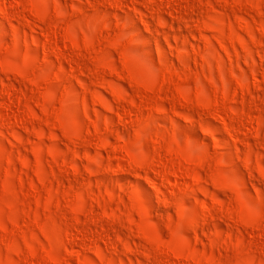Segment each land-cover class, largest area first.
<instances>
[{
	"label": "rangeland",
	"instance_id": "1",
	"mask_svg": "<svg viewBox=\"0 0 264 264\" xmlns=\"http://www.w3.org/2000/svg\"><path fill=\"white\" fill-rule=\"evenodd\" d=\"M14 1L0 13V264H201L168 246L264 264V0H164L179 14ZM169 155L198 182L163 184Z\"/></svg>",
	"mask_w": 264,
	"mask_h": 264
},
{
	"label": "bare ground",
	"instance_id": "2",
	"mask_svg": "<svg viewBox=\"0 0 264 264\" xmlns=\"http://www.w3.org/2000/svg\"><path fill=\"white\" fill-rule=\"evenodd\" d=\"M1 1V0H0ZM3 2H4V0H2ZM2 1L0 2V13H5V9H4V5L2 6ZM21 1V0H20ZM20 1H17V0H15L14 1V4H15V6H17V7H22V8H24L26 5H25V3H23L22 1L20 2ZM123 1V0H122ZM158 1H161V2H163L162 0H158ZM168 1V0H167ZM179 1V0H178ZM108 2H110V4H115L116 2L118 3V1L116 0H109ZM120 2V1H119ZM161 2H160V4H161ZM165 2V1H164ZM2 3V4H1ZM116 3V4H117ZM188 3V2H187ZM164 4V3H163ZM189 4V3H188ZM166 5V6H165ZM164 6L166 7V9H168V11L169 12H176L177 10H176V8L174 9L173 8V6H172V4H170L169 2H165V4H164ZM176 6H177V4H176ZM177 8H179V7H177ZM180 9V8H179ZM182 9V8H181ZM176 13H178L179 14V11L178 12H176ZM177 15V14H176ZM167 21V20H166ZM165 21V22H166ZM146 28V27H145ZM42 44H46L45 42L44 43H42ZM47 45H49V44H46L45 46H47ZM44 46V48H46ZM43 48V46H42V49H44ZM54 51H55V49H54ZM56 51H58V50H56ZM59 52V51H58ZM58 52H55L54 53V55H55V58L57 57V60L59 61V63H60V60L62 59V58H64V57H62L61 59H60V57H61V55H60V57H59V54H57ZM53 54V53H52ZM63 56V55H62ZM63 60V59H62ZM65 60H67V58L65 59ZM64 61V60H63ZM62 62V61H61ZM63 63V62H62ZM15 91H11V90H4V91H2L1 93H2V95H4L5 97H6V99L8 100V105H10V106H12L14 103H16V104H20V103H22V101L23 100H21V99H18V96L17 95H15L16 93H14ZM185 101H188L189 100V97L188 96H184V98H183ZM220 99V98H219ZM198 101H200L199 103H201V104H203V107H205V108H208V110H210V109H212V108H217L218 110H219V108L218 107H223L224 106V103H223V100H217V98H211V97H207L206 99H204V100H202V99H197ZM1 106V105H0ZM5 106V105H4ZM9 107V106H8ZM20 107V106H19ZM25 107H26V105H25ZM10 108V107H9ZM16 109V108H15ZM130 109V108H129ZM10 111H12V110H10ZM25 111V110H24ZM129 111V110H128ZM21 112V111H20ZM24 113V112H23ZM11 117V116H10ZM236 118V117H235ZM7 120V119H6ZM243 120V119H242ZM241 120V121H242ZM239 121V120H238ZM243 122V121H242ZM235 123L237 124L238 122H236L235 121ZM234 123V121H233V117L231 118V122H230V125H225V131H227V132H230L231 130H239L238 128L237 129H235V127L234 126H238V125H234L235 124ZM241 126V128L243 129L244 127H242L243 125L242 124H240ZM239 127V126H238ZM242 129H240V131L242 130ZM170 149V148H169ZM172 153H170V155H171ZM164 155V154H163ZM167 156V160H166V162L164 163V164H162L161 165V167L160 168H156L155 170H153L154 171V173L157 175V176H159V177H157V178H161V180H162V183L163 184H167V185H170V186H174V185H176L177 184V181L176 180H181V181H183L184 183H186V185H187V181H186V179H192V181L191 182H198V178L193 174V170L190 172L188 169H186L185 167L184 168H182L181 167V165H182V163H181V161H180V163H181V165H180V163H179V161L177 160V159H175L174 157L173 158H171V156ZM162 156V155H161ZM165 156V155H164ZM164 156H162V157H164ZM175 157H176V155H175ZM160 159H161V157H160ZM160 162H161V160H160ZM157 164V163H156ZM188 167V166H187ZM190 167V166H189ZM154 174V175H155ZM186 181V182H185ZM261 217V216H260ZM259 218V217H258ZM257 218V219H258ZM193 220V219H192ZM193 222H195V221H193ZM98 223H101L100 221L98 222ZM252 225V224H251ZM256 226H257V224H256ZM257 227H259V226H257ZM261 227V226H260ZM79 232V231H78ZM82 232V231H81ZM262 232V231H261ZM72 233V232H71ZM73 233H74V231H73ZM84 234H85V232H83ZM88 233V232H87ZM258 233V232H257ZM81 234V233H80ZM79 234V235H80ZM73 235H75V234H73ZM86 235V234H85ZM88 235V234H87ZM93 235V234H92ZM261 236H262V234H261ZM264 236V235H263ZM71 237V236H70ZM73 237V236H72ZM77 237V236H76ZM81 237H82V234H81ZM85 236H83L82 238H79L78 239V237L75 239L76 240V243L82 248V250L83 249H90V248H95L96 250H99L100 251V246H99V244H98V242L97 241H95L96 239H93V237H92V239L91 238H84ZM263 239H264V237H263ZM74 240V239H73ZM167 252V254L168 255H170L172 258H173V260H176V262H179L180 260H189V259H191L192 261H196L195 263H201L202 264V262L200 261V257L198 256V255H196V254H186V252H185V254L184 253H179V252H175L174 251V248H172V246L170 247V246H168V251H166ZM167 255V256H168ZM169 256V257H170ZM168 257V258H169ZM25 259H27V261L28 260H30V261H28V262H31V264H46L45 262H48L49 264H62V262H60V261H58V260H56L55 258H49L48 256H46V257H44V256H38L36 253H34V252H30L27 256H26V258H24V260ZM23 260V261H24ZM181 262V261H180ZM179 262V263H180ZM186 262V261H185ZM179 263H177V264H179ZM182 263H183V261H182ZM181 263V264H182ZM27 264H30V263H27ZM175 264V263H174Z\"/></svg>",
	"mask_w": 264,
	"mask_h": 264
}]
</instances>
